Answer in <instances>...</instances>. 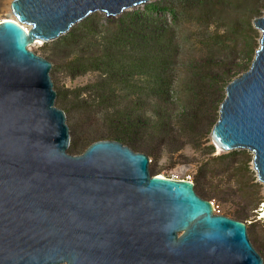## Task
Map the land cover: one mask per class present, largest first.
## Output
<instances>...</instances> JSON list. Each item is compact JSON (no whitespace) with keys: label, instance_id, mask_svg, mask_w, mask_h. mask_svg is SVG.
I'll list each match as a JSON object with an SVG mask.
<instances>
[{"label":"water","instance_id":"water-1","mask_svg":"<svg viewBox=\"0 0 264 264\" xmlns=\"http://www.w3.org/2000/svg\"><path fill=\"white\" fill-rule=\"evenodd\" d=\"M148 1L12 0L17 21L0 20V264H264L244 221L215 213L193 181L153 174L146 152L107 138L68 150L52 62L28 46ZM253 20L259 45L210 135L252 151L264 182V14Z\"/></svg>","mask_w":264,"mask_h":264},{"label":"rangeland","instance_id":"rangeland-1","mask_svg":"<svg viewBox=\"0 0 264 264\" xmlns=\"http://www.w3.org/2000/svg\"><path fill=\"white\" fill-rule=\"evenodd\" d=\"M11 1L0 0V20L11 16ZM205 3L208 14L183 21L178 27V45L168 69L172 78L170 91L162 97L155 96L149 87L133 86L130 80L126 85L116 83L111 91L104 90L94 85L101 76L99 69L92 66L77 72L71 67L73 57L90 65L93 58L117 50L108 19H116L121 13L93 12L89 14L88 26L83 27L81 22L72 26L74 34L34 41L28 48L52 62L55 103L66 110L70 130L69 152L80 153L92 141L106 138L113 128L110 112L125 108L133 111L142 119L133 134L134 141L138 151L149 155L150 171L165 176L174 171L191 172L199 195L218 203L222 214L247 224L249 238L264 258V218L259 216L264 182L259 180L253 152H217L210 135L228 78L214 62L224 60V69H229L233 78L244 71L241 64L247 60V53L252 46L259 45L260 30L253 19L264 14V0ZM144 4L131 9H142ZM167 19L171 21L169 14ZM215 31L221 35V41L214 39ZM201 67L205 76L199 78L195 72ZM129 79L134 81L137 75Z\"/></svg>","mask_w":264,"mask_h":264},{"label":"trees","instance_id":"trees-1","mask_svg":"<svg viewBox=\"0 0 264 264\" xmlns=\"http://www.w3.org/2000/svg\"><path fill=\"white\" fill-rule=\"evenodd\" d=\"M208 13L205 0H151L146 2L142 9L125 10L116 19H108L112 29V42L115 47H118L117 52L103 53L89 61L90 65H87V61L73 57L71 67L77 72L85 71L92 66L99 69L101 76L94 85L104 90L111 91L116 83L126 85L130 80L129 83L132 82L133 86L149 87L155 96L162 97L170 91L172 78L168 74V69L178 45L176 35L179 25H182L183 21L203 18L202 16ZM168 14L171 16V21L167 19ZM90 20L88 15L80 22L85 27L88 26ZM250 28L254 30L252 26ZM236 29L232 28V30ZM70 32L71 35L74 34L72 27L67 32L68 35ZM215 32L214 39L221 41L219 38L221 35L217 33L218 31ZM126 46L129 49H123V51L122 48L119 49V47ZM255 50V46H252L247 53V60L241 64L244 71L249 68ZM215 62L214 65L224 70L226 76L228 75L224 81V86H226L233 77L229 69H224L226 66L224 60ZM195 73L199 78L202 77L204 74L202 67ZM133 75H137L134 81L129 79V76ZM142 81L145 82L142 83ZM216 107L219 108V105ZM108 115L113 128L106 138L117 139L134 150H138L133 134L142 122L141 117L126 108L116 109ZM71 148H76V145H71Z\"/></svg>","mask_w":264,"mask_h":264},{"label":"built area","instance_id":"built-area-1","mask_svg":"<svg viewBox=\"0 0 264 264\" xmlns=\"http://www.w3.org/2000/svg\"><path fill=\"white\" fill-rule=\"evenodd\" d=\"M166 177L193 181V175L191 172H188V171H174L172 174L167 175ZM211 203L213 205L214 212L217 214H221L222 212L220 209V205L218 203H215L214 200H211Z\"/></svg>","mask_w":264,"mask_h":264},{"label":"bare ground","instance_id":"bare-ground-1","mask_svg":"<svg viewBox=\"0 0 264 264\" xmlns=\"http://www.w3.org/2000/svg\"><path fill=\"white\" fill-rule=\"evenodd\" d=\"M5 19H12V20H15V21H17V17L13 14V12H12V14H11V16H8L7 18H5ZM24 25V27H27L28 28V25L27 24H23ZM37 42H41L42 40H36ZM213 141V140H212ZM213 144H214V142H213ZM215 145V144H214ZM216 147H217V152H220V151H222L223 149H221V147H219L218 145H215ZM225 151V150H224ZM158 175H160V176H164L163 174H158ZM260 217H262V218H264V200H263V203H262V208L260 209V215H259Z\"/></svg>","mask_w":264,"mask_h":264}]
</instances>
